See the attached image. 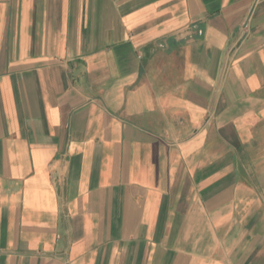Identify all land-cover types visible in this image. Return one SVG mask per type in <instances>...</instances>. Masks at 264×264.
<instances>
[{"label": "crops", "instance_id": "crops-1", "mask_svg": "<svg viewBox=\"0 0 264 264\" xmlns=\"http://www.w3.org/2000/svg\"><path fill=\"white\" fill-rule=\"evenodd\" d=\"M0 264H264V0H0Z\"/></svg>", "mask_w": 264, "mask_h": 264}]
</instances>
